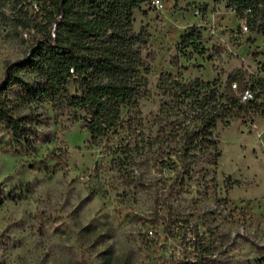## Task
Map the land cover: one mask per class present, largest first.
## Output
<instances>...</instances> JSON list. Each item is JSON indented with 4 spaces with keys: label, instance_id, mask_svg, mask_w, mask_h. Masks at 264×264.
Instances as JSON below:
<instances>
[{
    "label": "rangeland",
    "instance_id": "1",
    "mask_svg": "<svg viewBox=\"0 0 264 264\" xmlns=\"http://www.w3.org/2000/svg\"><path fill=\"white\" fill-rule=\"evenodd\" d=\"M15 4L0 0V81L32 45L31 31L13 20ZM23 11L35 16L38 7ZM241 16L213 0L142 4L133 30L144 34L147 93L121 109L108 141L92 142L67 109L20 103L15 112L31 122L34 148L0 130V264H264V117L219 123L216 167L199 163L206 171H194L182 194L171 191L170 172L137 156L129 129L157 114L161 74L219 79L237 97L264 81V35L244 32ZM192 27L201 40L182 48ZM23 78L33 86L34 75ZM20 95L13 88L9 98Z\"/></svg>",
    "mask_w": 264,
    "mask_h": 264
},
{
    "label": "trees",
    "instance_id": "2",
    "mask_svg": "<svg viewBox=\"0 0 264 264\" xmlns=\"http://www.w3.org/2000/svg\"><path fill=\"white\" fill-rule=\"evenodd\" d=\"M146 1L16 0L13 20L16 27L31 31L32 45L26 59L6 66L0 81V130L17 144L34 148L31 122L15 111L20 103L42 101L70 111L92 142L108 141L116 134L121 109L147 93L140 52L144 34L133 30V14ZM213 1L232 6L247 19L250 30L264 35V0ZM34 4L38 11L28 16L23 10ZM201 37L190 28L182 37V48ZM171 65L178 67L176 60ZM26 73L34 75L31 87L24 82ZM234 79L229 76L228 82ZM13 88L21 95L10 99ZM156 88L161 97L157 114L145 123L131 121L129 129L136 134L137 156L146 165L170 172L175 183L171 191L178 194L190 192L194 171H206L199 163L216 167L220 152L213 133L219 123L264 117L262 80L249 87L253 99L245 103L219 79L185 80L168 73L159 76Z\"/></svg>",
    "mask_w": 264,
    "mask_h": 264
},
{
    "label": "built area",
    "instance_id": "3",
    "mask_svg": "<svg viewBox=\"0 0 264 264\" xmlns=\"http://www.w3.org/2000/svg\"><path fill=\"white\" fill-rule=\"evenodd\" d=\"M158 2L159 1H156V4L158 5ZM246 14H250V10H247L246 11ZM241 27H242V29H243V31L244 32H247L248 30H249V26H248V23H247V19L246 18H243L242 20H241ZM253 99V95H252V93H251V91L250 90H245L243 93H242V95H241V102L242 103H245V102H247V101H250V100H252Z\"/></svg>",
    "mask_w": 264,
    "mask_h": 264
}]
</instances>
